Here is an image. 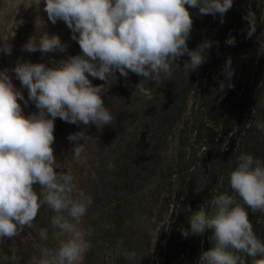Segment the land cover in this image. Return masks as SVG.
I'll use <instances>...</instances> for the list:
<instances>
[{
	"label": "clouds",
	"instance_id": "9594fccd",
	"mask_svg": "<svg viewBox=\"0 0 264 264\" xmlns=\"http://www.w3.org/2000/svg\"><path fill=\"white\" fill-rule=\"evenodd\" d=\"M186 5L199 8L202 15L223 17L233 0H45L49 20L66 23L82 55L70 56L53 67L16 64L13 71L38 109L28 116L18 103L23 100L27 105L28 100L14 87L8 70L0 71V241L31 228L44 207L54 213L50 226L62 237L54 248L42 247L31 264H80L90 248L89 233L80 225L92 198L77 189L71 173L57 171L52 146L55 119L85 126L91 122L98 128L111 125L115 117L102 95L108 91L105 85L118 79L117 71L123 77L132 72L159 84L162 74L170 76L171 64L185 54L190 57L183 65L186 74L205 63L204 53L212 42L189 50L193 21ZM243 19L249 22L247 36L251 38L256 31L255 13L249 11ZM235 43L234 37L226 40L228 45ZM66 47L59 36L44 35L38 41L30 38L23 49L49 53L64 52ZM0 51L10 55L11 46L5 43ZM231 63L229 57L223 69L229 80ZM86 74L105 84L94 86ZM224 87L222 83L220 90ZM137 94L152 98L151 89L141 82L133 93ZM256 127L264 132V123L257 122ZM68 139L74 142L73 158L79 160L86 150L80 141L88 136L82 131L69 134ZM229 185L233 194L213 196L208 210L201 206L189 217L192 234L212 231L213 246L202 253L199 264H246L245 257L251 258V264H264V242L257 237L247 210L264 213V161L251 154L239 155L229 173ZM182 234L187 236L188 230ZM38 236L47 241L48 229H40ZM126 255L134 259L136 254ZM20 259L15 251L0 255L3 264H19Z\"/></svg>",
	"mask_w": 264,
	"mask_h": 264
},
{
	"label": "rangeland",
	"instance_id": "374dc122",
	"mask_svg": "<svg viewBox=\"0 0 264 264\" xmlns=\"http://www.w3.org/2000/svg\"><path fill=\"white\" fill-rule=\"evenodd\" d=\"M37 3L38 0H0V47L5 43L11 46L10 55L0 51V71L8 70L14 87L28 100L27 105L18 100L25 116L38 109L13 71L16 64L43 63L53 67L70 56L82 55L66 23L58 19L53 24L44 10L45 0ZM185 7L191 11L192 7ZM191 18L187 45L189 50H195L200 43L210 41L215 31ZM44 35L59 36L66 50L44 53L23 49L30 38L38 41ZM75 35L78 37L79 33ZM187 60L189 56L185 54L172 63V74H162L159 84L132 72L123 77L117 71L118 79L106 84L108 91L102 95L105 106L115 117L111 125L98 128L91 122L85 126L55 119L52 146L59 165L57 171L71 173L77 189L92 198L80 225L89 233L86 238L90 242L80 264H156L159 252L165 247L175 190L187 172L183 167L189 165L191 156L193 163L199 162L201 154L192 144L190 134L194 111L198 113L195 96L201 90L195 83L190 89L185 87L187 74L183 65ZM88 78L94 86L105 84L90 75ZM140 82L151 89V99L133 95ZM212 108L217 116V104ZM82 131L88 136L86 141H80L85 143L86 150L75 160L74 142L68 136ZM53 214L50 209L41 208L31 228L0 241V255L15 251L21 258L19 264H31L32 257L39 256L42 247L54 248L62 237L55 235L50 226ZM42 228L48 229L47 241H41L38 236ZM132 252L135 258L129 259L126 254Z\"/></svg>",
	"mask_w": 264,
	"mask_h": 264
},
{
	"label": "trees",
	"instance_id": "16d2710c",
	"mask_svg": "<svg viewBox=\"0 0 264 264\" xmlns=\"http://www.w3.org/2000/svg\"><path fill=\"white\" fill-rule=\"evenodd\" d=\"M249 11L256 16L251 38L247 36L249 22L243 19ZM190 14L202 27L215 31L212 46L204 53L206 62L189 71L185 82L187 89L195 83L201 90L195 96L198 113L194 111L190 128L192 144L201 154L199 162L193 163L191 156L189 165L183 167L187 172L178 181L166 245L156 264H199L202 253L213 246L212 231L192 234L189 217L201 206L208 210L213 196L233 194L229 173L239 155L251 154L264 161V132L256 127L257 122L264 123V0H233L223 17L202 15L199 8H191ZM229 37L235 38L234 45L226 44ZM229 57L231 68L235 67L230 80L223 71ZM229 83L233 87H227ZM215 103L217 116L212 108ZM247 210L257 237L264 242V213ZM185 230L187 236L182 234ZM245 259L251 264V258Z\"/></svg>",
	"mask_w": 264,
	"mask_h": 264
}]
</instances>
